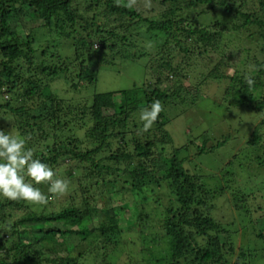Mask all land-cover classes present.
Segmentation results:
<instances>
[{
	"label": "trees",
	"instance_id": "trees-1",
	"mask_svg": "<svg viewBox=\"0 0 264 264\" xmlns=\"http://www.w3.org/2000/svg\"><path fill=\"white\" fill-rule=\"evenodd\" d=\"M156 1L162 12L146 17L136 8L138 0L131 8L124 6L127 0H0V96L8 93L10 98L0 102V109L13 116L15 128L26 141L25 147L54 169V178H58L64 163L66 179L70 183L80 182V188L70 194L68 202L51 212L45 205L0 197V264H97L98 260L100 264H112L114 254L137 245L125 238L126 229L132 228L134 222L124 229L118 219L123 212L130 221L132 217L126 210L113 215L105 206L106 220L100 221L97 228L89 224L101 212L97 209V193L126 190L139 199L136 212L141 215V234L159 219L163 221L162 232L152 242L160 245L163 240L165 244L162 257L146 247L148 256L126 264H151L152 259L159 264H228L218 236L222 231L220 225L224 224L212 215L213 202L222 189L208 187L203 175L187 166L189 157L181 153L188 144L175 146L171 154L166 153V145L173 143L167 130L172 114L163 107L148 131L140 129L146 133L145 139L138 136L137 125L130 127L133 116L153 101L173 102L180 96L184 105H191L188 96L193 92L184 98L182 86L168 93L159 88L148 92L140 84L106 92L95 89L87 95L92 104L80 115L72 114L75 108L54 89L60 80L75 91L89 89L99 81L104 64L113 66L120 60L146 59L149 72H158L159 80L166 70L179 77L183 68L172 55L178 52L185 54L188 66L192 59L221 52L220 62L207 76L221 79L226 77L221 66L233 64L228 61L233 62L231 57L235 55L233 50L230 54L224 50L226 34H243L257 27L258 31L244 40L255 43L257 34L264 39V0H258V11L250 12L243 9L245 3L235 6L232 0ZM203 7L205 13L221 7L236 23L216 19L207 26H196L189 13ZM19 10L29 11L31 16L32 27L26 34H21L19 22L14 21ZM122 44L126 48L116 51V46ZM65 46L71 55L63 52ZM252 48L248 46L247 50ZM155 61L161 62L159 66L154 65ZM257 62L253 77L246 78L247 72L243 77H229L227 95L237 94L243 104L263 111L264 61ZM85 126L86 132L79 134L77 129ZM259 131L257 127L249 145L260 144ZM226 142L208 146L205 141L198 153L213 151ZM82 178L88 183L84 184ZM121 183L125 186L120 190ZM38 187L47 193L46 184ZM150 192L158 196L154 209ZM238 209L251 212L244 206ZM58 221L63 225L47 226ZM30 228H39V234L31 235ZM67 234L74 236L73 242L52 243L57 241V235ZM258 236L262 239L264 258V232ZM144 238L142 243L146 244ZM85 240L90 243L83 248ZM49 244L52 247L46 251ZM77 247L80 251L75 254ZM91 248L94 251L86 253ZM229 251L233 254L234 246ZM247 254V250L241 249L237 264Z\"/></svg>",
	"mask_w": 264,
	"mask_h": 264
},
{
	"label": "rangeland",
	"instance_id": "rangeland-1",
	"mask_svg": "<svg viewBox=\"0 0 264 264\" xmlns=\"http://www.w3.org/2000/svg\"><path fill=\"white\" fill-rule=\"evenodd\" d=\"M138 1L136 8L146 17H156L157 14L162 12V8H160L161 6L156 0ZM232 1L235 6L245 3L243 9L249 12L259 10L258 0ZM203 10L204 7L189 13L196 26H207L216 19H221L231 25L236 23V19L234 17L231 18L224 12L225 9L221 7H217L216 10L208 13L203 12ZM14 21L15 23L19 22L18 27L21 34H26L31 30L32 24L29 11L19 10ZM254 31H258L257 27L247 30L243 34H236L232 31L226 34L224 38L227 45L224 46V50L228 54L233 50L235 55L232 54L231 56L234 55L236 58L233 56L231 57L233 62L228 61L229 64H233L221 66V73L226 75V77L221 79L207 77L210 74L209 72L220 62L221 52H209V54H205L202 57L192 59L190 66L184 61L185 54L178 52L172 55H174V62L176 64L180 63V67L183 68L182 76L179 77L166 70L162 74L161 80H159L158 72L154 75L149 72L147 67L149 62L146 59L137 61L120 60L113 66L102 64L99 81L95 85H91L89 89L80 92L75 91L61 80L54 87L62 96H65L64 98L68 100L72 108H75L72 114L80 115L83 109L85 110L92 104V99L87 95L89 91L93 93L95 89L98 92H106L124 88L129 89L135 84H140L148 92L159 88L161 91L168 93H173L174 90L182 86L184 98L187 97V93L193 92V94L188 96V101L192 102L191 105H184L185 103L181 102L180 96L177 97V101L161 102L165 110L170 112L173 117L167 126V130L173 138V143L166 145V153L171 154L175 146L180 147L188 144V148L181 153L183 157L185 155V157H189L187 166L203 175L204 182L208 187L222 189V194L216 196L213 202L212 215L224 224L220 225L222 231L218 233V236L223 241V254L228 264H237L241 249L248 251L247 257L241 264H264L262 239L258 236L260 232H264V164L262 163L264 159V124H262L264 121V110L256 111L253 106L243 104L237 94L227 95V89L231 85L229 77L237 74L243 77L246 72V78L253 77L255 69L258 67L257 61H264V51H262L264 39L257 34V42L255 43L248 44L244 40L247 35ZM135 41L136 39H134ZM134 42L132 41V43ZM43 43L47 45L48 42L45 40ZM97 44L99 43L97 42ZM139 46L138 48H140ZM248 46L253 47L252 51L247 50ZM125 48V45L122 44L116 46L115 49L116 51H123ZM63 52L67 55L72 54L68 46L63 48ZM160 63V61H155L154 65L159 66ZM9 99L8 93L0 96L1 103ZM139 117L140 113L133 116L130 127L134 129L135 125H137L139 128L138 136L145 139L146 133H141L140 129L143 130V122L140 121ZM13 120L14 118L11 114H4V109H0V129L10 131L12 127L15 128ZM86 127L79 128L80 130L77 129L78 133L84 134ZM257 127L260 128L259 132L262 135V140L258 146L249 145L248 141ZM15 130L18 132V129L15 128ZM151 135L154 136V133L152 132ZM204 140L208 141V146H212L222 140H227V142L225 145L216 147L213 151L200 154L198 153V148L204 144ZM64 162L67 163L68 160ZM64 166L63 163L57 173L60 179H66L64 172L67 168ZM82 180L84 184L87 182L83 178ZM67 181L70 183L69 180ZM122 185V183L119 185L120 190L125 186ZM79 186L80 182L74 181L69 184L68 191L64 195L51 197L46 205L49 208L48 211L58 210L59 207L65 204V201L68 202L70 194L77 191L80 188ZM92 191L94 192L95 189ZM97 195V209L101 212L94 215L92 223L89 224L90 227L97 228L100 221L106 220L105 206L110 209L113 215L115 211L126 210L128 212L133 219L132 221L126 217L125 212L118 217L124 229L131 222H134L133 226L130 225L132 228L126 229L125 238L126 240L132 239L137 245H131L132 247H126L122 252L114 254L115 257L110 259L113 262H111L112 264H126L131 259L140 262L143 256H148L149 248L155 255L163 256L164 241L162 240L160 245L152 242V238L160 237L163 221L155 219L151 222L150 229L141 234V231L144 230L141 225V215L136 212L139 199L134 196L132 191L126 190L125 192H116L114 194L105 191L103 194L97 193ZM149 195L152 196L153 194L150 192ZM151 200L153 201L151 206L154 209L156 208L158 196L153 195ZM237 204L239 207H237ZM241 206H244L246 210L251 209V212L241 211V209H238ZM49 225L51 227H59L63 223L58 221L47 224V226ZM30 233L31 235L39 234V228H30ZM143 234L146 238V244L142 243ZM73 237L72 234L57 235V241L52 243L62 245L61 243L64 244L65 241L73 242ZM89 240L83 242V248L87 247L90 243ZM49 246L50 248L46 247V251L51 249L52 245L49 244ZM232 246H234L233 254L230 251L228 253ZM146 247H148V250ZM112 248L113 246L110 247V250ZM75 251V254H77L80 248L77 247ZM89 251L92 253L94 250L92 248L90 250L86 249V253H89ZM63 253L65 254V252ZM151 261V264H159L158 260L152 259ZM97 262V264L101 263L100 260Z\"/></svg>",
	"mask_w": 264,
	"mask_h": 264
},
{
	"label": "clouds",
	"instance_id": "clouds-1",
	"mask_svg": "<svg viewBox=\"0 0 264 264\" xmlns=\"http://www.w3.org/2000/svg\"><path fill=\"white\" fill-rule=\"evenodd\" d=\"M134 4L135 0H127L124 6L131 8ZM248 82L252 83L251 80ZM162 111L163 106L159 100L140 110L139 119L143 122L144 131L152 127ZM25 144V139L14 127L10 131L0 129V197L46 206L51 197H60L68 191L69 182L54 178V169L36 157ZM41 184L47 185V193L38 187Z\"/></svg>",
	"mask_w": 264,
	"mask_h": 264
}]
</instances>
